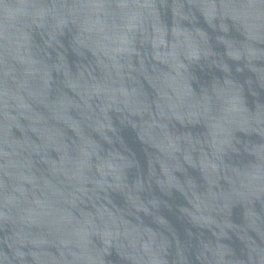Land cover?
<instances>
[{"label": "water", "instance_id": "water-1", "mask_svg": "<svg viewBox=\"0 0 264 264\" xmlns=\"http://www.w3.org/2000/svg\"><path fill=\"white\" fill-rule=\"evenodd\" d=\"M0 87L172 220L264 264V0H0Z\"/></svg>", "mask_w": 264, "mask_h": 264}]
</instances>
